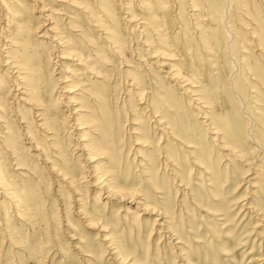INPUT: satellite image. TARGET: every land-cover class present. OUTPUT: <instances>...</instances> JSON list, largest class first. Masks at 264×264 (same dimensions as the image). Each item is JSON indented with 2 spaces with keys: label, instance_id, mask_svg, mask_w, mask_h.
<instances>
[{
  "label": "rangeland",
  "instance_id": "374dc122",
  "mask_svg": "<svg viewBox=\"0 0 264 264\" xmlns=\"http://www.w3.org/2000/svg\"><path fill=\"white\" fill-rule=\"evenodd\" d=\"M20 1L26 6L27 19H32L27 25H41L30 33L32 42H44L37 48L42 52L52 44L50 39L38 35L52 34L46 30L52 23L59 26L57 32L72 35L67 28V15L71 13L80 14L78 21L85 23L77 34L97 33L85 13L72 5L46 0L51 11L58 8L65 14L42 22L45 19L40 16L39 6L46 2ZM85 1L98 13L96 17L107 18L100 6L104 0ZM143 1L146 0L115 2L119 16L115 24L118 37L123 39L127 63L119 64L120 58L103 45V40L95 39L94 46L102 49L101 55L110 58L99 64L104 72L114 75L110 85L101 84V80L83 70L76 73L81 88L109 94V99L104 100L108 107L98 109L109 132L104 144L106 153L94 173H89V164L78 156L79 149L59 145L65 150L64 157L72 170L82 171L86 176L74 184L63 181L56 173L59 167H51L57 160L52 154L57 153H53L50 141L43 137L48 135L36 126L37 118L28 109L17 111L19 102L9 99L7 120L15 137L13 151L26 169L16 168L13 156L0 139L3 170L17 184L23 198L19 205L7 204L6 212L0 207V264H264V151L246 134L249 127L264 148V0L234 1L230 14L234 36L229 47L220 22L222 0H162L163 4L161 0H151L156 16L153 22L164 40L155 30L144 28ZM123 10L132 11L131 15ZM256 10L259 16L255 19ZM3 12L0 6V25ZM74 37L76 45L91 53L85 40ZM145 38L153 40L154 47L174 54L172 61L180 69L182 80L167 79L171 68L159 67L157 57L149 56ZM5 41L0 42V51L9 46ZM52 59L49 67L53 65L55 71L49 82L53 83L55 78L62 80L69 74L59 65L58 58ZM79 67L72 62V70ZM124 71L145 78L147 99L151 97V101L156 100L161 107L178 115L180 121L174 118L178 133L185 129L188 139L197 142L188 143L190 147L176 146L178 141L174 137L162 138L161 145L172 153L179 168L165 167L155 144L149 145L150 148L133 144L129 130L135 124L128 122L123 123L125 128L118 127L119 121L130 117L127 112L134 105L146 106L128 92L131 81ZM80 94L79 105L95 103L85 93ZM238 94L254 116L251 123ZM45 96L52 99L58 124L68 126L65 120L71 107L53 100L54 94ZM148 110L144 112L147 114ZM21 116L24 124L19 123ZM25 125L28 135L21 128ZM212 127L219 129L217 140ZM59 137L74 141L64 132ZM158 138V134L153 137ZM37 143L41 145L35 146ZM141 156L154 158L161 166L158 164L156 168L157 163ZM198 156L203 163L197 166ZM172 169L178 178L171 174ZM105 183L107 186L103 187ZM1 196V202L9 201ZM228 208L230 218L225 221L222 214ZM165 210L169 216L165 217L166 222L158 215ZM163 221L170 229L161 227ZM104 237L108 242L103 241Z\"/></svg>",
  "mask_w": 264,
  "mask_h": 264
},
{
  "label": "bare ground",
  "instance_id": "6f19581e",
  "mask_svg": "<svg viewBox=\"0 0 264 264\" xmlns=\"http://www.w3.org/2000/svg\"><path fill=\"white\" fill-rule=\"evenodd\" d=\"M33 1L35 3L40 1L46 2V3H42L41 6H39L40 7L39 12L41 13L40 16H42V18L45 19L42 22L44 21L46 22L48 20L51 21L53 19L56 20L58 16L65 14L64 13L65 11L64 12L58 11L60 10L58 8L54 9L55 11H51L49 9V4L47 3L46 0H33ZM49 1L66 3L74 6L76 9H79L81 12L85 13L88 19H90L91 25L95 27L93 29L97 33L87 34V35L85 33L77 34L79 31L82 30L83 25H85V23L84 22L81 23L78 21L77 18H81L80 14L71 13L70 15H67L69 18V20L67 19L68 21L67 28L69 31H72V35L67 37L63 35L64 34L63 32H57L59 26H57L56 23H52L51 27L46 29L50 33L52 32V34L45 36L44 34L38 35V37L50 39V44H52L48 46L46 52H42L37 48L39 46H42L44 42L39 40L32 42V40L34 39L32 38L30 33L31 31L36 32L41 25H37V26L34 25L32 27H29L27 25V22L31 21L32 19L31 18L27 19L25 4H23L22 1L20 0H0V6L4 11L3 14L1 15V19H3V25H0V42L2 40H7L5 41L6 43L9 42V46L5 47V49L2 48L3 50L0 51V59H1L0 61L3 64V68H4L0 70V132H1L0 139L3 140V143L5 144L4 149L7 151V153H10L13 156V159L15 160V165H17L16 168L26 169L25 168L26 164L23 163L13 151L15 149L13 146L14 145L13 140L15 139V137L14 135H11L13 129L10 125V122L7 120V117L9 115L7 109L10 108L8 107V105L11 103L9 102L10 101L9 99H13L14 101H17L20 104L19 106L18 105L16 106L17 111L21 112L20 109L21 110L28 109V111L32 113L34 117L37 118L36 126L39 127L40 130H43L48 135L47 137L43 135L42 136L45 138L46 141H50L49 146L53 151H55L53 153H57V154H52L53 157H55L57 160L55 163H53L51 167L53 168L59 167L56 170L58 176L66 183L74 184L75 182L82 180L83 178L85 179L86 176L85 174H83L82 171L76 172L72 170V166L69 165L68 161L64 157L65 150L59 148L58 146L64 144L66 146L74 148V151L76 149H79L78 153L80 154L78 156L83 157V160H85L89 164V170H90L89 173L92 174L97 170L98 164L101 162L100 160L105 158V156L102 154L106 153L104 144L106 142V134H109V132H107V129L103 126L101 122V118H100L101 114H99L98 111V109L104 110L108 107L107 104H104V100L109 99V94L106 92L92 91L90 88H81L80 87L81 80L78 79V77H76V73L78 71L83 70L88 74L93 75V78H95L96 80H101V84L109 86L110 78L112 79L113 78L112 76L114 75L112 74L110 75L109 72L108 73L104 72L99 64L101 63V60L104 59L110 61V58L109 56L101 55L102 49L101 48L97 49L94 46V44H96L95 39L101 38L103 40V45L105 44L108 48L112 50L113 53L116 54L118 58H120L119 64L127 63L125 62L126 60L124 59L126 50L124 48V44H122L121 41L123 39L118 37V32H117L118 30L115 24L119 18V16H117V7L115 6V2L117 0H104L105 2L100 3L101 8L104 9L102 10L105 11L106 13L107 20L96 17L98 13H96L95 10L90 9L89 6L90 4L85 0H49ZM152 1L151 0H146L145 2L143 1L142 6H144V11H145L143 17L145 20L144 21L145 25L143 24V26L144 28H151V30H155L157 33H159L161 40H164L158 25L155 22H153L156 16L153 14L154 8L152 7L153 6ZM234 1L235 0L221 1L223 4L221 3L222 10H221L220 22L223 26L224 31H226L225 33H227L228 36L227 38L228 47L232 42L230 39H232L234 36L233 25L232 22L230 21V14ZM123 4L121 5V8L124 6ZM126 5L129 7L130 4L129 5L126 4ZM129 9L131 10V8ZM61 10L63 11V8H61ZM130 10H129L130 13L127 12L128 10L127 11L123 10V12H127L128 14L131 15L132 11ZM249 10L250 9H248L247 11ZM45 12H50V13L45 14ZM251 12L253 14L254 11L252 10ZM257 15L259 16V13L256 10V12L254 13L255 19ZM133 16L135 18L134 14ZM146 31L147 30H145L144 33H146ZM76 35L80 36L81 39L85 40L86 45L90 47V50L88 51H90L91 53H88L84 47H80L76 45V39L74 37ZM145 39L149 43L147 44L149 46L148 51L152 53V54L149 53V56L155 58L157 57V60L155 62L158 63L159 67L169 65V67L171 68L170 73H168L167 75L168 77L167 79L176 78L180 80L181 78H183L180 69L176 66V63L172 61L173 60L172 56L174 54L173 53L170 54L169 52L164 51L165 49L160 50L157 47H154V42L150 38H145ZM168 39L170 38L168 37ZM170 43L172 45L173 42L170 41ZM53 57L58 58L60 63L59 65H62L65 73H68L69 75H65L62 80H60L59 78H55V81L52 83L49 82V80L50 77L54 75L55 67H53V65L49 67V64L53 62L52 59ZM143 57L144 54H142V58ZM92 58L99 60L95 61L92 60ZM72 62L73 64H75V66H80V67L76 70H72L71 68ZM56 63L57 61H55V64ZM151 63L149 62L148 66ZM233 63H234V67L237 66V64H235L236 61ZM176 67L179 70L176 69ZM47 68L49 70H46ZM4 70L6 73L3 72ZM147 71L148 70H146V72ZM123 73L124 74L126 73L125 77L129 79V81H131V83H129L131 88L128 92H131L130 94L136 97V100L138 99V103H144L146 104V106L143 108L140 105L139 106L134 105L132 107V110H129L127 112V114H130V117L128 118L127 116L126 118H124V122L122 120L119 121L118 127H124L125 126L124 124L128 122H130L131 124L132 123L135 124V126L130 127L129 130L130 134L133 135L132 136L133 144L140 145L142 147H149V145L155 144V147L157 148L162 158L161 163L165 167L173 166L175 168H179L178 166L179 162L175 159L172 153L166 150L161 145L162 138L172 139V137H174L175 140L178 141V143H175L177 144L176 146L185 145V147L186 146L190 147L192 145H188V143L197 144V142L192 139L191 140L188 139L187 137L188 133L185 129L182 134L178 133L176 129V121L174 120V118L176 117L177 120L180 121V119L177 117L178 115L171 113L170 109H164L163 107H161L158 104V102H156V100L152 99L153 101H151V97L147 99V96L145 95L146 91L144 89L146 82L145 78L141 77V75L134 74V72L132 71H126V72L124 71ZM125 81L128 82V80ZM94 82L98 84L96 81ZM116 82L117 81H115V83ZM118 83H120V81H118ZM172 86L175 87V85ZM234 89L235 91H237L235 85H234ZM77 91H80L78 92L79 94L77 93ZM82 92L85 93L87 96H89L90 97L89 99L91 98L94 99L95 103L93 104L89 103L86 106L79 105L78 101L80 100V96H81L80 93ZM46 93L48 94L49 97H51L54 94L55 98H53V100L61 101L62 104L65 103L71 107L69 109L70 111L67 110L68 114L66 115V120H65L68 122V126L65 125L62 126L58 124V121L55 117L56 111L53 110L52 99L50 100L46 99L45 96ZM117 96H118L117 99L119 100L121 97L120 93ZM238 97L240 101L244 103V108H245L244 112L249 116L247 118L249 119L250 123L253 122L254 116H252V114H250L247 111L245 102L243 100L244 98L241 97L240 94H238ZM165 102L167 103L166 100ZM170 107L171 106H169V108ZM146 108L149 109L147 114L146 112H144V109L146 110ZM238 113L242 116L240 111ZM144 114L146 115L144 116ZM19 119H20L19 120L20 124L25 123L24 117L21 116ZM24 127L21 128L24 131H27L24 132V134L28 135L26 134L29 133L28 127L27 126L26 128ZM211 129L213 130L212 133L215 135L214 138H216L217 140V138L220 137L218 127L215 128L212 127ZM63 132L66 133L68 136L73 137L74 141L73 142L63 141L59 137ZM93 134H95V136ZM156 134H158L159 138L157 140H154L153 137H156ZM246 134L248 137H251L253 139V142L256 143L259 149L264 151V148H262L260 142L253 137L252 130L249 127H247L246 129ZM40 145L41 144L39 143L35 144V146H40ZM222 148L224 149V147ZM35 150L41 153V150H39L38 147H35ZM141 158H143V160L150 161L151 163H155V164L157 163L156 168H158V164L159 166H161L160 161H156V159L154 158H150L149 160L142 156ZM47 159H49V156H47ZM195 161L197 166L199 165V163H203L202 159L199 156L195 157ZM94 163H96V165H94ZM81 167H85V166L81 165ZM174 170L175 169H172L171 174H174L175 178H178V176L174 173ZM0 185H1L0 188L2 189L0 191V194L4 196L5 199L6 198L9 199L8 202L5 200L3 202L0 201V207L1 209H3L1 211L3 212L7 211L6 210L7 204L15 203L19 205L21 201H23V198L19 195L17 184L11 179H9V177L6 175L5 171L3 170L2 161H0ZM102 185L103 187H106L107 183ZM210 209L218 211V209H214V208H210ZM167 214H168L167 210H165V213L161 211L158 213V215L162 217L161 219H163L165 222H166L165 217L168 216ZM222 215H224V217L226 218V219L224 218L225 221L229 220L230 218L229 208ZM164 221L160 223L161 227L170 229L171 226H168ZM108 240L106 237L103 238L104 242H108ZM113 249H115V247Z\"/></svg>",
  "mask_w": 264,
  "mask_h": 264
}]
</instances>
